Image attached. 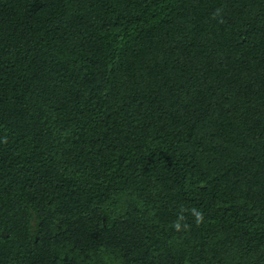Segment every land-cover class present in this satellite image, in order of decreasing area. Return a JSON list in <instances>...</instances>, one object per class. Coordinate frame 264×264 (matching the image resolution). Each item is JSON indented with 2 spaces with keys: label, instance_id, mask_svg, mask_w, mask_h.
Wrapping results in <instances>:
<instances>
[{
  "label": "trees",
  "instance_id": "16d2710c",
  "mask_svg": "<svg viewBox=\"0 0 264 264\" xmlns=\"http://www.w3.org/2000/svg\"><path fill=\"white\" fill-rule=\"evenodd\" d=\"M0 264H264V0H0Z\"/></svg>",
  "mask_w": 264,
  "mask_h": 264
}]
</instances>
